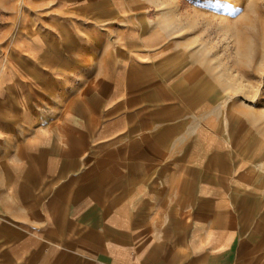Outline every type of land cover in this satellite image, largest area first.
Masks as SVG:
<instances>
[{
  "label": "crops",
  "instance_id": "obj_1",
  "mask_svg": "<svg viewBox=\"0 0 264 264\" xmlns=\"http://www.w3.org/2000/svg\"><path fill=\"white\" fill-rule=\"evenodd\" d=\"M136 17L117 64L87 53L107 44L89 27L52 30L41 70L67 84L51 144H18L30 173L0 190V264H264V183L230 160L210 76L186 69L183 90L177 52L167 62Z\"/></svg>",
  "mask_w": 264,
  "mask_h": 264
},
{
  "label": "rangeland",
  "instance_id": "obj_2",
  "mask_svg": "<svg viewBox=\"0 0 264 264\" xmlns=\"http://www.w3.org/2000/svg\"><path fill=\"white\" fill-rule=\"evenodd\" d=\"M139 13L158 30L156 49L167 62L177 52L173 76L183 90L191 84L186 69H198L196 81L210 76L222 107L217 131L230 137V160L264 183V0H0V190L13 168L30 173L32 163L17 160L18 144H31L19 154L51 144V97L67 83L52 82L41 67L50 63L58 22L89 27L91 44H107L87 53L117 64L121 41L129 40L118 30L136 27Z\"/></svg>",
  "mask_w": 264,
  "mask_h": 264
}]
</instances>
